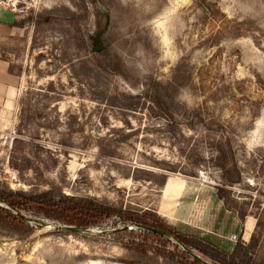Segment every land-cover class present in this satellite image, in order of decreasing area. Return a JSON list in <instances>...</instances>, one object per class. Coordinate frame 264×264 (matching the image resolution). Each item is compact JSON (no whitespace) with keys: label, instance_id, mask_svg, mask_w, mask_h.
I'll use <instances>...</instances> for the list:
<instances>
[{"label":"rangeland","instance_id":"374dc122","mask_svg":"<svg viewBox=\"0 0 264 264\" xmlns=\"http://www.w3.org/2000/svg\"><path fill=\"white\" fill-rule=\"evenodd\" d=\"M0 1L31 18L0 32L17 78L0 189L155 211L264 264V0ZM95 34L120 74L96 65ZM36 217L27 235L0 229V264H219L117 215L79 230Z\"/></svg>","mask_w":264,"mask_h":264},{"label":"trees","instance_id":"16d2710c","mask_svg":"<svg viewBox=\"0 0 264 264\" xmlns=\"http://www.w3.org/2000/svg\"><path fill=\"white\" fill-rule=\"evenodd\" d=\"M30 20V17L24 20L16 19L13 26L23 27ZM89 37L92 43L96 44L90 48L92 57L95 60L99 57L96 65L103 71L120 74L122 72L120 59L112 54L107 46L102 44L99 47L98 43H102L98 42L101 36L95 34ZM79 40L82 41L83 38L80 37ZM147 96L158 105H167L157 95ZM152 212L136 213L129 210H116L90 199L63 196L55 190L29 195L0 189V229L10 233L27 235L32 231L33 224L41 226L42 223L37 221L36 215H42L53 222L70 226L73 230L96 225L103 219L117 215L124 222L135 224L145 239L156 237L167 243L170 240L169 237L174 238L175 247L181 245L186 254L198 261L201 260L194 255L193 250L219 264H261L252 259L253 245L250 243L236 242L230 249H227L217 245L207 236L178 230L167 223L157 212Z\"/></svg>","mask_w":264,"mask_h":264},{"label":"crops","instance_id":"0c3cea01","mask_svg":"<svg viewBox=\"0 0 264 264\" xmlns=\"http://www.w3.org/2000/svg\"><path fill=\"white\" fill-rule=\"evenodd\" d=\"M16 20V15L13 11L8 10L5 6L0 3V32L7 34L13 33L17 30L16 26H13V22ZM17 85L16 76L9 72L8 62L0 56V107L1 111L5 112L8 108L12 109L15 104L14 90ZM163 187V193L165 195L172 194L175 190V183L171 180V189L166 190V184Z\"/></svg>","mask_w":264,"mask_h":264},{"label":"built area","instance_id":"2783aa9c","mask_svg":"<svg viewBox=\"0 0 264 264\" xmlns=\"http://www.w3.org/2000/svg\"><path fill=\"white\" fill-rule=\"evenodd\" d=\"M0 3H1V1H0ZM11 5L9 6V3H6L5 7L9 6L11 8V11H13V12H22V8H17L16 5H14L13 3ZM235 238H236V235L233 234L231 236V239L235 240Z\"/></svg>","mask_w":264,"mask_h":264},{"label":"water","instance_id":"95a60500","mask_svg":"<svg viewBox=\"0 0 264 264\" xmlns=\"http://www.w3.org/2000/svg\"><path fill=\"white\" fill-rule=\"evenodd\" d=\"M62 227H63V228H66V229H73L72 227H70V226H66V225H63Z\"/></svg>","mask_w":264,"mask_h":264}]
</instances>
